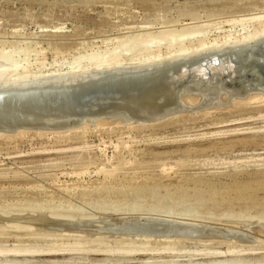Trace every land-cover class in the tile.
Listing matches in <instances>:
<instances>
[{
  "label": "rangeland",
  "instance_id": "374dc122",
  "mask_svg": "<svg viewBox=\"0 0 264 264\" xmlns=\"http://www.w3.org/2000/svg\"><path fill=\"white\" fill-rule=\"evenodd\" d=\"M260 14L264 0H0V51L62 72L118 44L127 64L161 32L195 45ZM225 109L0 137V264H264V108Z\"/></svg>",
  "mask_w": 264,
  "mask_h": 264
},
{
  "label": "bare ground",
  "instance_id": "6f19581e",
  "mask_svg": "<svg viewBox=\"0 0 264 264\" xmlns=\"http://www.w3.org/2000/svg\"><path fill=\"white\" fill-rule=\"evenodd\" d=\"M263 17H264V15L260 14L256 17L253 16V18L248 17V18H243V19H239V20L234 19L235 21H239V24L244 19H248V20L254 19L255 20L254 22L257 21L256 23L258 24V26L253 28L252 30H249V31H244L241 28L244 31V33L243 34L238 33L239 35H237V34L232 35L231 33H225L226 36L224 34V37L222 36L223 38L221 40H216L217 39L216 38V39H213L211 41H204L205 39L203 40L200 37L197 39V43L195 45H191V42H190V45L186 44L182 40L183 37L181 38V36H179V35H176V38H173V35H172V38H169V39H168V37H166L167 39L165 40V37H163V35L164 34L166 35V33L162 34L163 32H161L160 35H158V36H160V38H158V40L156 39L157 41L155 43L152 40L154 43L153 45H150V44L146 45L145 44L144 47L142 46V48H140V49H137V47H136L137 50H135V52L132 53V51H131L130 53H128V54H130V56L128 57V60L131 62H128L127 64H124V61H122L123 64L121 63L122 59H121L120 55L122 53H119L118 51H116L117 50L116 46L118 45L117 43H116L117 45L115 47L110 49V51H106L105 54L104 53H102V54L96 53V54H90V55L88 54L87 57L81 56V58L78 57V58L71 60L70 62H68L66 69L62 72H57V71L56 72H51V71L50 72L49 71L43 72L42 68H41L42 66H40V64H41L40 62H39L40 67L37 68L35 66L37 69L30 70L27 67V62L26 63L23 62L24 64L16 62L14 60L15 57L14 58L11 57L12 55L10 53V50L0 51V70L1 69L5 70V69H8L11 67L15 71H18L17 77H14L13 79L9 78L7 80V83L3 84L5 87H2L0 85L1 86L0 87V137H3V136L12 137V136L17 135V134H24L28 131H34L35 133H40V132L44 133V131H47L48 129H52V128L47 129V126L56 127V128L58 127V130L59 129L62 130L61 129L62 127H64V129H65V127L66 128L70 127L67 129H71L73 127L75 129V128H79L81 126L82 127L85 126V128H86V126H92V125L96 127L98 125L102 126L105 123L106 124L107 123H109V124L110 123H118V124L123 123V124H128V126L129 125L130 126H134V125H137V126L138 125H145L146 126L148 124V126H149L150 124H153V123H151V121H153L154 119L156 120L158 115H159V117H161V116L163 117L167 113L166 114H139V115H99V114H89V113L83 112L78 107V105L75 101V97L78 94V92L82 91L80 88L84 87V86H81L80 84H83V82H87V81L89 82V80H95L99 77L102 80H107L108 78L113 77L112 76L113 74H119L120 76L118 77V79H123L124 76L126 75V73H130V74H132L131 76H134V75L150 72L153 70L161 69L164 67L172 66L175 64H179V63H183V62H187V61H191V60H195V59H199V58H203V57L218 55V54H222V53H226V52L246 49V48L264 43V24L261 25V22L263 21ZM245 21H247V20H244V22ZM249 21L251 22L253 20H249ZM232 22H234V21H232ZM245 23L247 26L248 23L247 22H245ZM235 24H237V23H235ZM239 24H237V25L239 26ZM231 26H232V24H231ZM230 32H232V31H230ZM166 36H168V35H166ZM169 36H171V35H169ZM177 36H179V38ZM184 38H185V36H184ZM131 39H133V38H131ZM161 40L166 41L165 48H164V49H166V51H164L163 54L160 52V49L158 46V43H160ZM129 41H131L130 38H129ZM120 42H121V40H120ZM123 42H124V40L122 39L121 43H123ZM121 43H119V44H121ZM25 49H26V47H25ZM120 49H118V50L120 51ZM122 49L120 52H122ZM12 50H15V49H12ZM124 50H126V49H124ZM19 53H20V51H19ZM38 53H39V51H38ZM42 53H44V52H42ZM40 54H41V50H40ZM124 54H125V52L123 53V55ZM26 55H29V54H26ZM32 55H34V54H32ZM124 58H126V57H124ZM26 59L27 58H25V60ZM36 59L37 58H35V60ZM42 59L43 58L41 57V61H42ZM22 60H24V59H22ZM27 61H29V60H27ZM33 61H34V59H33ZM44 61L42 63H45ZM37 62H38V60L36 61V63ZM54 62H53V65H54ZM56 64H57V61H56ZM65 64L63 63V66ZM42 65H44V64H42ZM59 66H60V63H59ZM12 71L13 70L11 69V72ZM2 72H3V70H2ZM4 72H8V70H5ZM13 73H16V72H13ZM8 74H6V75L8 76ZM12 76H13V74H12ZM2 80H3V77H2ZM104 82H107V81H104ZM109 82H111V81H109ZM41 85L45 86V87L44 88H37V87H40ZM14 89H17V90L14 91ZM231 107H233V108L239 107L241 110L244 108L245 109L252 108V109H256V110L260 111L261 109L264 108V93L251 92V93L239 95V96L233 97L231 99H228V100H226V101H224L218 105L208 107L205 109H200V112L205 113V114L210 112L211 114H213L211 111H214V110L216 111V109H222V112H223L224 111L223 109H225V108L227 109V108H231ZM228 110L229 109H227V111ZM217 111L220 112V110H217ZM184 113H186V112H184ZM198 113L195 112V114L193 113V115H196V114L198 115ZM177 114H179V113H177ZM188 114H189V112H188ZM174 115H176V113ZM108 117L112 118L113 120L112 119L107 120ZM178 117H179V115H178ZM175 118H177V117H175ZM99 119H101V120H99ZM167 120H168V118H167ZM172 120H174V119L172 118ZM160 121H161V119H160ZM165 122H166V120H165ZM136 123H139V124H136ZM162 124H164V123L162 122ZM155 125H157V124H155ZM29 128H34V130L29 129ZM56 131H57V129H56ZM118 168L123 170L122 169L123 167L121 168L118 166ZM42 215H44V214H42ZM161 220L162 219H159V221H161ZM165 223H168V225H169L168 227H165V228H167V229L169 228V230H172L175 232L179 231V233H184L185 230L187 229L186 225H181V226L178 225L177 226V225L172 224L171 222H165ZM175 223H177V222H175ZM164 226L162 225L161 228ZM159 229H160V227H159ZM60 247L61 246L50 247V248H45V249H30L29 252L39 251V253H40L41 251H44V252H48V253H50V252L54 253L56 251L62 250V247L61 248ZM99 248L96 250H93V251H100L102 249L101 247H99ZM2 249H4V248H2ZM14 249H16V248H14ZM0 250H1V248H0ZM112 250H114V249H110V248L102 249V251H111V252H112ZM5 251H7V250H5ZM8 251L17 252V253L18 252H26L24 249L23 250H20V249L8 250ZM27 252H28V250H27ZM5 254L8 255V254H13V253H4V255ZM41 254H42V252H41Z\"/></svg>",
  "mask_w": 264,
  "mask_h": 264
},
{
  "label": "water",
  "instance_id": "95a60500",
  "mask_svg": "<svg viewBox=\"0 0 264 264\" xmlns=\"http://www.w3.org/2000/svg\"><path fill=\"white\" fill-rule=\"evenodd\" d=\"M131 75L83 82L75 97L78 107L99 115L166 114L264 93V43Z\"/></svg>",
  "mask_w": 264,
  "mask_h": 264
}]
</instances>
